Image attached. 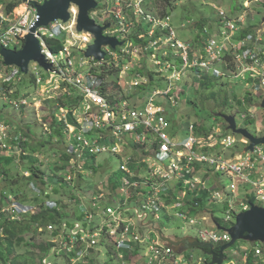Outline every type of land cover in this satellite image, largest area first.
<instances>
[{
	"label": "built area",
	"instance_id": "built-area-1",
	"mask_svg": "<svg viewBox=\"0 0 264 264\" xmlns=\"http://www.w3.org/2000/svg\"><path fill=\"white\" fill-rule=\"evenodd\" d=\"M44 1L18 0L11 12H8L7 5H0V9L4 10L0 11V48L19 51L24 47L25 37L38 19L37 5ZM96 1L98 8L91 11L90 17L100 26L110 24L104 35L123 43L115 49L104 46V60L86 57L96 37L87 31L79 32V8L76 5L70 9L71 18L68 22L58 20L38 29L35 34L40 40L42 53L52 65V70L46 71L49 74L46 88L65 89L68 94L64 93L63 96L79 101L72 110L60 107V118L66 123V149L71 158L68 171L82 174L80 171L87 165L86 155L115 154L120 157L123 147H133L143 156L150 145L155 149V154L135 160L132 153L131 157L125 159L122 170L126 176L121 186L110 195L103 189L112 188L113 182L107 187L102 182L101 191L87 198L92 208L102 212V224H94V212L85 207L83 221L74 222L73 227L62 225L55 236L62 240V244L53 247V254H63L69 264H90L92 251L100 243H108L112 239L117 248L116 256L121 261L135 260V264H142L144 260L147 264H187L159 235L142 234L134 220L138 218L140 226L144 228L149 221L161 220L163 210L166 211V217L178 216L186 220L191 218L192 210L200 209V203L205 201L223 204L224 220L234 226L237 215L249 211L252 204L264 209V145L247 152L245 150L251 142L245 137L237 140V136L229 130L226 132L230 134L219 138L217 135L224 131H218V127L212 128L207 136H199L195 134L193 124L188 126L187 138L181 141L175 138L173 141L168 133L166 104L160 103L157 98H163L168 105L176 107L179 95L183 92L178 84L185 81L188 75L191 80L198 82L206 74L217 78H241L249 93L264 99V36L262 30L255 31L247 23V18H251L249 9L257 0H245L243 12L239 16L219 9L217 27H205L203 31L207 42L203 48L208 56H200L199 37L196 43L179 38L171 14L164 15V8L159 10L161 0ZM100 13L109 14L110 17L102 15L97 18ZM139 18L142 23H138ZM181 27L186 29L187 25L182 24ZM48 41H53L55 45L61 41L62 48L53 52ZM173 48L177 49L178 64L164 62L170 57ZM1 50L0 85L10 87L11 91L15 82L22 80L23 73L16 66L5 65ZM149 55L156 67H161L156 75L168 74L169 86L167 89L144 90L141 96H136L133 94L134 89L140 87L143 91L153 81L148 75L150 72L143 74L140 69L141 58ZM34 65L40 67L37 63ZM39 75L33 74L37 86L44 84ZM12 103L19 109L28 105V99L22 98ZM69 113H75L72 119L68 118ZM13 131L14 128L8 124L0 125L1 153L14 158L26 155L23 145L27 138L20 133L13 134ZM242 146L246 147L242 152L231 153L232 148ZM138 149H142V153ZM11 151L16 154L9 156ZM147 158L153 159L155 164L150 166L146 162ZM132 165L138 167L139 172ZM142 171L146 175L140 174ZM28 177L31 175L28 174ZM75 177L68 175V182L72 183ZM45 181L50 182L47 176ZM38 185L33 182L29 186L35 194H40ZM141 189L148 191H145L144 197L137 199L138 190ZM5 195L7 206L2 212L14 215L12 219L36 212V206L29 202L21 203L18 195L9 192ZM118 195L124 198V203L137 196L133 199L136 207L131 209L128 203L124 205L118 200ZM90 196L92 198L89 199ZM186 200H189L190 205L187 210L183 209ZM176 208L180 210H174ZM131 210L136 213V217L123 219V214ZM194 216L204 217L205 214ZM210 216L212 226L219 233L202 231L199 240L211 243L214 247L229 243L232 240L230 233L219 229V225L225 226L213 214ZM149 218L151 220L147 221ZM189 222L195 224L196 221L191 218ZM56 229L49 227L50 233ZM248 258L249 254L245 253L243 259L232 263L247 264ZM45 263L49 264L47 260ZM254 264H264V248L261 245L256 247Z\"/></svg>",
	"mask_w": 264,
	"mask_h": 264
},
{
	"label": "rangeland",
	"instance_id": "rangeland-1",
	"mask_svg": "<svg viewBox=\"0 0 264 264\" xmlns=\"http://www.w3.org/2000/svg\"><path fill=\"white\" fill-rule=\"evenodd\" d=\"M18 0H0V5L2 7L6 6L10 2H17ZM171 2H167V0H161L159 4V10L168 8V11L171 14L172 17V23L176 27L179 38L185 42H194L196 43L198 37L199 41L198 44L200 45L199 50H201L200 56H208L207 53H205L204 45L207 43L205 40V34L202 31L201 28H193L194 25H196L198 22H200L202 19L208 20L207 27L215 28L217 27V21L219 16V9L222 8L224 11L228 12L231 15H240L242 14V10L244 9V2L245 0H170ZM170 3L172 5L170 6ZM175 6L171 9V7ZM102 8H105V6H102ZM101 8V9H102ZM250 17L247 18V23L251 28H253L255 31L262 30L263 36H264V0H257L254 1L250 7ZM1 12H4V10L0 9ZM104 15L105 18L110 17L109 14H103L100 13L97 18H101V16ZM193 23L190 25V23ZM138 23H142L141 19L139 18ZM182 24L187 25V28H182ZM147 27V25H144ZM193 26V27H192ZM107 37V36H106ZM91 46V45H90ZM89 46V47H90ZM264 46V42H263ZM88 51V50H87ZM177 57V49L173 48V52H171V55L168 59H165L164 62H175L178 64V61L176 59ZM151 55L149 56H143L141 58V64L140 69L142 71H145L146 74H148L150 71H155V73H159L160 66L155 65L154 59L152 62ZM153 63V64H152ZM144 66H149V68H144ZM1 67V66H0ZM156 67V68H155ZM166 67V65L164 66ZM155 69V70H154ZM39 73V77L42 78L44 81V84L36 85L33 82V74L36 75ZM190 75H188L189 77ZM210 76L211 75H207ZM166 77V79H165ZM186 78L185 81H182L178 84L179 88H182L183 90H186L187 94L190 98H196L198 100V105L196 107L192 105L183 106L181 103H178L176 107H171L170 105L167 108V118H170L172 115L173 118L176 116L179 117V127L177 129L178 140H183L187 138L188 135H186V132L184 130H188V126L190 124L195 123L198 127H204L207 126L208 128H217L218 131L221 129L222 133L217 135L219 138H223L226 133L230 134L228 127L230 126L229 123L222 117H219L218 114H223L227 116H235L238 128H246L248 129L253 135L257 136L258 138L264 137V110L262 109V101L263 98H260V96H255L252 93L249 95L253 97L252 102L248 106V113L246 116H241L240 113L243 112L242 109L237 106L238 103L233 100L231 101V105L228 106L227 112L228 114L221 113L219 110L215 113H217L215 116H212L210 112H212L215 109V103L209 101V104L207 105V108H205L204 104H201V94L202 90L200 89V85L198 84V87L196 89H200L201 91L199 94L194 90L195 86L191 85L194 81L189 78ZM49 78V74L44 71L42 68L37 67L34 65V63H31L30 65V72L28 74L22 75L21 81H16L14 86L12 87L11 91H7L6 88L2 85H0V125L3 122H6L9 126L14 128L13 134H27L29 137L27 138V142L30 147H40L41 143L45 144V141L50 136V128L46 124L51 116V108L49 107L48 101L56 100L59 97H62L65 94H68L67 90H61L58 88H55V90L48 89V84H45L47 79ZM201 81V80H200ZM198 81V83L200 82ZM216 81H218L221 86H224L226 91H230L231 95L237 96L241 99L244 98L248 92V87H246L241 78H231L228 76L216 77ZM2 83V80L0 79V84ZM169 86L168 82V74L163 73L162 75L157 74L154 77V81H150L149 88L152 91L153 89H167ZM221 86L217 87L216 90L221 89ZM213 87V88H215ZM141 88L134 89L136 96H141L144 91L140 90ZM127 91V90H126ZM151 91V92H152ZM9 92V96H7V93ZM75 94V93H74ZM126 95L129 93L126 92ZM136 96L134 99H136ZM22 98L28 99V105L21 108H16L12 102H19ZM262 100V101H261ZM157 101H159L162 104H167L166 100L163 98H157ZM137 102V100H136ZM166 106V105H165ZM60 111V108L58 109ZM56 112L55 114L60 117L59 115L61 113ZM178 113V114H176ZM239 113V114H238ZM75 113H69L67 114L68 118L72 119L74 117ZM212 116V117H211ZM209 119V120H208ZM174 118V122H175ZM182 126V127H181ZM6 127V126H5ZM171 128V123H169V129ZM232 131V130H231ZM233 132V131H232ZM168 133L170 134V137L173 141L176 139L174 138V135L172 134V131L168 130ZM12 134V135H13ZM235 136H237V140L242 138V135H237L234 132L231 133ZM232 135V136H233ZM26 144V143H25ZM24 144V145H25ZM143 145V144H142ZM53 147V148H52ZM52 147H46L42 148L41 150L37 151L36 155H33L34 158L37 160V166L41 168L43 172L46 174H54V175H63L60 171H56L55 167L60 165L59 163V156L58 152L60 150H63L64 145L57 144V141L54 142ZM144 147V145H143ZM246 148L244 146L240 148H232L231 153L234 152H242V150ZM143 149V148H142ZM142 149H138L140 153H142ZM146 151H148L149 155L153 156L155 154V149H152L151 146L146 147ZM0 150V155L3 156ZM26 152V151H25ZM63 152V151H62ZM122 155L119 157V155L115 154H106L102 156H96L94 158L88 157L86 158L87 165L84 166V169L80 171L82 173V178L78 181H73V185H64V183H61L67 191L68 194L61 196L52 195L54 197V200L63 199L62 203L64 205L68 206V213L70 218H74V212L73 209L76 208L74 204L72 203V200L69 198V195H75L77 197L81 198H88L89 195H94L95 193H99L101 191L100 184L102 182H105V186L107 187L109 183H111L112 180L117 183V186L115 189L113 188H105L103 189L104 192L109 193L112 195L113 191L117 190L121 186V184L124 182L125 179V173L122 170V166L125 159H128L131 157L132 153H134L135 158H139V154H135V149L133 147H127L126 149L123 147ZM16 152L14 153L11 151L8 153L9 156H14ZM23 155V154H22ZM21 155V156H22ZM27 155V154H26ZM20 157L15 158V163L11 165L12 167V174L11 176H17V174L20 173L21 179L23 177H28V174L31 175V172L29 170V162L24 161ZM76 162V161H75ZM146 162L152 166L155 164L153 159L147 158ZM96 166V167H95ZM75 167V166H73ZM94 167L96 170H94ZM134 170L136 172H139L138 167H134ZM140 174L146 175L145 172H141ZM50 176V175H49ZM48 176V177H49ZM73 178L75 177L77 179L76 172L73 173ZM65 176H63L64 178ZM221 178L224 179V177L221 175ZM20 179V181H21ZM53 180V179H52ZM28 181V180H27ZM27 181L23 179V182L21 181L22 187H20V190L23 189L22 192L26 194V197H28V201L30 205H34V199L36 198V194L34 191L32 192L31 188L28 187ZM61 181V180H60ZM31 182V181H30ZM6 186V183L4 181L0 182V193L4 190ZM46 189V188H45ZM44 189V190H45ZM49 189V188H47ZM145 190V189H144ZM146 191V190H145ZM148 191V189H147ZM146 191V193H147ZM23 194V193H22ZM22 197V196H21ZM124 198L121 195H118V200L122 201L125 205L128 203L130 205V208L133 209L136 207V204L134 203L133 199H128L126 203H124ZM147 199V198H146ZM190 200V199H189ZM189 200L184 201V207L186 210L188 209ZM56 203H52L51 206L54 207ZM87 208L94 212L92 214V222L94 224L101 225L103 221V215L102 212L98 209L92 208L91 205H88ZM78 209L84 210L85 206H79ZM207 209V213L205 211ZM38 210V208H37ZM176 211H179L180 209H174ZM193 211V210H192ZM202 212V214H205L204 217H195L194 215L191 216L196 222L195 224H190V219L184 220L178 216H172V217H166V211L163 210L161 214L163 215V218L161 220H152L157 227L162 229L165 236H173V237H195L200 239V235L202 231H208V232H218L219 230L216 229L214 226H212V216L213 214L218 221L225 226L223 229L228 230L233 228L234 226H231L230 223L226 222L224 220L225 218V207L223 204L220 203H207L204 202L202 206H200V209L195 210ZM37 212V211H36ZM35 212V213H36ZM200 215L198 216H202ZM209 214V215H208ZM136 213L133 212V210L129 212H125L123 214V219L128 218H135ZM151 220L149 218L147 221ZM135 225H138V228L140 232L144 235H158L156 231L154 232L151 225H147L144 228L140 226L141 221H139L138 218L134 220ZM151 221L147 222L150 223ZM236 224V220H235ZM87 226V223H86ZM85 226V227H86ZM144 226V225H143ZM229 226V228H226ZM137 228V227H136ZM137 228V229H138ZM150 228V229H149ZM4 236V235H2ZM34 236V234L26 235V240L30 241V238ZM144 237V236H143ZM4 237L0 236V251L4 256L7 255V245H9V242L7 240H4ZM46 242H52L55 244V248H57L58 244H62V240H58L56 237H51L50 233H44V234H38L35 237L34 244H41ZM202 242V241H201ZM257 245H261L264 248V243H253L249 241H238L232 248L228 249L225 256L226 260L225 263L233 264L232 262L239 261L244 258L245 253L246 254H254V259L256 255V247ZM116 245L113 244V240L110 239L104 244L100 243L99 246H97V249L94 250L91 263L93 264H135V260H130L129 262L121 261L117 254V248ZM220 246H216L215 248H219ZM17 253L23 255L27 251L34 253L35 255H38V250L35 248H31L27 245H21L20 247L16 248ZM236 252H238L236 254ZM59 253V251H58ZM57 254V253H55ZM52 254L49 257H47V263L49 264H69L67 262V257L63 256V254ZM115 257V259H113ZM178 257L181 260L187 261V264H210L211 263V257H209L206 253L202 252L200 249H192L189 250L183 254H179ZM142 264H147V261L144 260Z\"/></svg>",
	"mask_w": 264,
	"mask_h": 264
},
{
	"label": "trees",
	"instance_id": "trees-1",
	"mask_svg": "<svg viewBox=\"0 0 264 264\" xmlns=\"http://www.w3.org/2000/svg\"><path fill=\"white\" fill-rule=\"evenodd\" d=\"M167 2H171V1L167 0ZM171 5L172 3H170V6ZM16 6H17L16 2L8 3L7 4L8 12H11ZM174 7L175 6L171 7V9ZM168 8L169 7H166L164 9V12H163L164 15L170 14V12L168 11ZM207 23H208V20L202 19L200 22L194 25V27L193 26L192 27L193 28L199 27L202 29V31H204V28L207 27L206 25L209 24ZM48 42L53 52H57L62 48L61 41H59L57 45H55L53 41H48ZM1 49L2 48H0V50ZM141 72L145 74V72L143 71ZM148 75L154 81V77L156 75L155 71H150V74ZM33 82L35 83L34 77H33ZM198 84L200 85L199 87L202 90V94L200 97L201 104H204L205 108H207L209 101L215 103V109L212 112H210L212 116H215L217 114L215 112H217L218 110L221 113L228 114L227 112L228 106L231 105V101L233 100H235L238 103L237 106H239L242 109L243 112L240 113L241 116H246L248 114L246 113V111H248V106L253 100V97L249 96L251 93L248 92V94H246L243 99L237 96L231 95L230 91H226L224 86H221V84L218 81H216V77H213V76L210 77V76H207L206 74H204L203 78L201 79L199 83L197 81H194L193 83H191V85L195 86L194 90L197 92V94H199V92L201 91L198 88L196 89V87H198ZM215 86L217 87L221 86V89L216 90L217 87ZM5 88L7 91L10 90V87L6 86ZM152 88L150 89L148 86L147 89L143 88V91L152 90ZM48 103L52 111L51 116L49 117L48 120H46L47 121L46 124L50 128V132H51L50 136L45 141V144L41 143L40 147L33 146L29 148V144L24 143L25 145H23V147L27 155L21 156V159L29 162L28 168L31 172V177L30 178L23 177L25 181L28 180L27 181L28 187L33 182L36 183L37 185L39 184L38 186L40 189V194H36L37 196L34 199V205L38 208L35 214L29 213L27 215H19L15 219H12L14 215L6 214L2 212V210L7 206V201H6L7 196L5 195V193L7 192L12 193L14 195H18V197L21 198L20 200L21 203H26L29 199L28 197H26V194L22 192L23 189L20 190V187H22L21 181L23 182V179H21L20 173L17 174V176H13V177L11 176L12 174L11 165L15 163V158L8 157L4 154L3 156L0 155V182L4 181V183H6L4 190L1 191L0 193V236L4 237L5 241L7 240V242H9V245H7V251H6L7 255L4 256L2 252L0 251V260L2 261V264H46L45 261L47 260V257L53 254V247L55 246V244L52 242L41 243L39 245L34 244L35 237L38 234L50 233L49 231L50 226L57 228L54 231V233H50L51 237H55L58 235L59 230L61 229L63 224H67V226L73 227L74 222L83 221V219L86 216V212L78 209V207L85 206L87 208V206L90 205L87 198L86 199L81 198V197L76 198V196L73 194L69 195V198L72 200L71 204H74V206H76V208L73 209L74 218H70L69 213H68V206L62 203L63 199L54 200V197L52 196V195H57V196L62 197L63 195L66 196V194H68V191L65 189L67 187L63 188V185H61V183H64L65 186L73 185L72 183L68 182L67 176L73 175L74 173V172L68 171L71 158L69 157L67 153V149H66V144H67V134L65 133L66 123L64 119H61L55 113L56 112L61 113V111H58L60 107H65L69 110H72L78 105L79 101L78 99H70V98H67L66 96H62L56 100L48 101ZM179 103H181L183 106L192 105L194 107H196L199 104L196 98L189 97L186 90H183L181 95H179ZM167 105L168 104H166L165 109L168 108L169 105L168 106ZM61 115L62 113L59 116ZM172 116L168 118V122L171 123V128L169 129V131H172L174 138H177L178 136L177 129L179 127L178 125L179 117L175 115L174 118L176 120L174 122V118ZM3 123L7 124L6 122H3ZM193 126L195 127V134L199 136H207L212 132L211 128H208L207 126L198 127L196 126L195 123H193ZM184 131L186 132V135L189 136L188 130H184ZM23 135L26 138L29 137V135H27L26 133ZM55 141H57V144L59 145H64L63 150H60L58 152V154H60L58 159H59V163L61 164L55 167V170L57 172L60 171L61 174L63 175L49 174L50 175L49 176L48 174L43 172L39 166H37V160L34 158L33 155H36L37 151L41 150L42 148H46V147L51 148ZM12 144L15 145V143H12ZM155 147L157 148V146ZM135 152H137V150H135ZM135 154H139V153H135ZM148 156H149V153L147 151H144V155L143 156L140 155V157L135 158V160H142ZM88 157L94 158L96 156L86 155L85 158H88ZM131 167L133 168L135 166L132 165ZM94 170H96L95 167H94ZM77 175H78L77 179L75 178L74 181L80 180V178H82L83 176L82 174H77ZM46 176L47 177L49 176L48 178L50 182L48 183L45 181ZM63 176L65 177L63 178ZM112 182H113L112 188L115 189L117 186V183H115L114 180H112ZM138 191H139L138 192L139 196L131 197V199H134L136 197L137 199H141V197L145 196L144 189H141ZM90 198H92V196H90L89 199ZM114 198L115 197H113V199ZM204 202L200 203L201 206L204 204ZM52 203H56V205L52 207L51 206ZM205 211L207 213V209H205ZM13 214L16 215V213H13ZM191 215L198 216L200 215V212L193 210ZM29 234H34V236L30 238V241H27L25 238H26V235H29ZM21 245H27L31 248H35L36 250H38V255H35L34 253H31L29 251H27L23 255L17 253L16 248L20 247ZM92 252L94 253V251ZM253 255L254 254L252 253L249 255V258L247 259V264H254L255 259ZM90 264H93V263H90Z\"/></svg>",
	"mask_w": 264,
	"mask_h": 264
},
{
	"label": "water",
	"instance_id": "water-1",
	"mask_svg": "<svg viewBox=\"0 0 264 264\" xmlns=\"http://www.w3.org/2000/svg\"><path fill=\"white\" fill-rule=\"evenodd\" d=\"M72 5H76L79 8V32L87 31L96 37L94 45L86 52L87 58L94 57L97 61H102L106 57V53L103 51L104 46H111L115 49L118 45H123L116 38L104 35L105 30L110 28V24L100 26L90 17L91 11L98 8L99 4L96 0H45L43 4L37 5L38 19L33 24L30 33L25 37L24 47L19 51L1 50L5 65L8 67L16 66L23 74L29 73L31 63H37L45 71H51L52 65L48 63L42 53L40 40L36 38L35 34L38 29L48 27L51 23L58 20L68 22L71 18L70 9ZM261 107L264 110V100ZM218 116L229 123L228 130H232L237 135H242L251 142V145L245 151H253L256 146L264 145V137L257 138L249 130L238 128L235 116L223 114H218ZM146 225H151L161 240L172 247L176 253L183 254L192 249H200L211 257L210 264H224L226 261L225 253L238 241L264 243V209L253 204L249 211L237 215L235 226L227 230L232 240L219 248H215L211 243L201 242L195 237L178 238L165 236L162 229L155 226L153 222L146 223ZM218 228L223 229L220 225Z\"/></svg>",
	"mask_w": 264,
	"mask_h": 264
},
{
	"label": "clouds",
	"instance_id": "clouds-1",
	"mask_svg": "<svg viewBox=\"0 0 264 264\" xmlns=\"http://www.w3.org/2000/svg\"><path fill=\"white\" fill-rule=\"evenodd\" d=\"M246 129V128H245ZM25 143H28V142H25ZM37 211V210H36ZM35 214V213H34ZM0 264H2V261L0 260Z\"/></svg>",
	"mask_w": 264,
	"mask_h": 264
}]
</instances>
